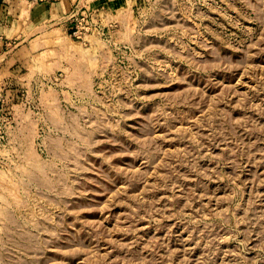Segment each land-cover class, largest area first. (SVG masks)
Masks as SVG:
<instances>
[{
	"label": "rangeland",
	"instance_id": "rangeland-1",
	"mask_svg": "<svg viewBox=\"0 0 264 264\" xmlns=\"http://www.w3.org/2000/svg\"><path fill=\"white\" fill-rule=\"evenodd\" d=\"M83 18L0 75V264H264V0Z\"/></svg>",
	"mask_w": 264,
	"mask_h": 264
},
{
	"label": "crops",
	"instance_id": "crops-1",
	"mask_svg": "<svg viewBox=\"0 0 264 264\" xmlns=\"http://www.w3.org/2000/svg\"><path fill=\"white\" fill-rule=\"evenodd\" d=\"M77 8L78 17L84 15V0H0V75L10 61L17 65L31 52L32 30L61 34Z\"/></svg>",
	"mask_w": 264,
	"mask_h": 264
},
{
	"label": "built area",
	"instance_id": "built-area-1",
	"mask_svg": "<svg viewBox=\"0 0 264 264\" xmlns=\"http://www.w3.org/2000/svg\"><path fill=\"white\" fill-rule=\"evenodd\" d=\"M79 12V8H77L74 13L71 15L69 22L74 23V27L76 30H78V25L81 24V22L84 20L83 15H81L80 17H78V13ZM74 31V33H76L77 31Z\"/></svg>",
	"mask_w": 264,
	"mask_h": 264
}]
</instances>
